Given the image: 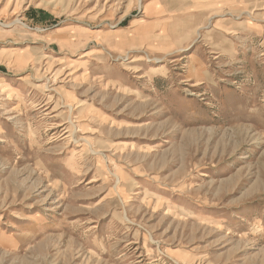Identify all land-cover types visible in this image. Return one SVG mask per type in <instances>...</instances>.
I'll return each instance as SVG.
<instances>
[{"label":"rangeland","instance_id":"obj_1","mask_svg":"<svg viewBox=\"0 0 264 264\" xmlns=\"http://www.w3.org/2000/svg\"><path fill=\"white\" fill-rule=\"evenodd\" d=\"M0 264H264V0H0Z\"/></svg>","mask_w":264,"mask_h":264},{"label":"bare ground","instance_id":"obj_2","mask_svg":"<svg viewBox=\"0 0 264 264\" xmlns=\"http://www.w3.org/2000/svg\"><path fill=\"white\" fill-rule=\"evenodd\" d=\"M65 127H66V126H65ZM65 127H64V128H65ZM69 129H70V128H69ZM67 131H68V128H65L64 132H67Z\"/></svg>","mask_w":264,"mask_h":264}]
</instances>
